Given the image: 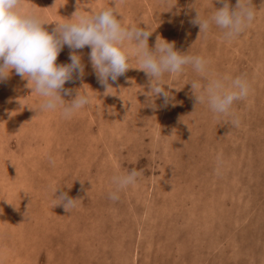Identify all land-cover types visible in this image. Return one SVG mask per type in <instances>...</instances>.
<instances>
[{
    "label": "rangeland",
    "instance_id": "374dc122",
    "mask_svg": "<svg viewBox=\"0 0 264 264\" xmlns=\"http://www.w3.org/2000/svg\"><path fill=\"white\" fill-rule=\"evenodd\" d=\"M251 2L255 19L227 40L194 23L217 0H23L49 32L75 11L111 7L124 25L152 31L149 48L157 36L174 42L203 56L209 76H242L250 90L216 116L196 104L191 83L206 81L191 66L165 75V103L146 95L134 57L107 89L90 47L64 45L56 63L75 52L84 70L62 97L81 87L91 97L64 118L39 111L31 82L10 70L0 80V264H264V0ZM132 169L142 175L111 199L112 177ZM61 192L75 207L56 205Z\"/></svg>",
    "mask_w": 264,
    "mask_h": 264
},
{
    "label": "clouds",
    "instance_id": "9594fccd",
    "mask_svg": "<svg viewBox=\"0 0 264 264\" xmlns=\"http://www.w3.org/2000/svg\"><path fill=\"white\" fill-rule=\"evenodd\" d=\"M223 6L215 8L209 16L196 12L194 23L199 32L207 33L212 25L223 30V36L231 40L240 35L255 19L251 0H237L230 8L228 0H217ZM52 32L45 30L47 24L34 12L24 10L23 0H0V80H4L10 70L26 78L33 85L41 102L39 111L59 108L64 118H70L78 110L90 104L91 97L82 87L75 91L71 100L65 96L72 94L64 87L73 79V73L83 74L81 57L70 53L69 64L58 65L57 56L64 45L71 49L89 46L90 62L98 81L107 89L108 81H116L129 68L130 57L139 63V69L149 77L148 97L163 96L165 103L170 93L163 87L166 74H181L185 66H191L204 79L205 83L194 81L196 104H206L216 116H229L234 102L243 100L249 94L248 81L242 77L209 76L208 61L201 55L181 53L175 50L174 42L157 36L152 48L148 46L151 35L147 27L124 25L111 7L102 8L92 14L75 11L71 19L55 21ZM170 88V87H169ZM142 172L137 169L119 172L112 177L115 190L110 198L118 199V192L134 185ZM56 188L53 192L57 193ZM63 204L65 210L75 207L78 199L61 192L54 198Z\"/></svg>",
    "mask_w": 264,
    "mask_h": 264
},
{
    "label": "bare ground",
    "instance_id": "6f19581e",
    "mask_svg": "<svg viewBox=\"0 0 264 264\" xmlns=\"http://www.w3.org/2000/svg\"><path fill=\"white\" fill-rule=\"evenodd\" d=\"M257 23V22H256ZM258 46V45H257ZM2 100V99H1ZM195 237V236H194ZM189 240V239H188Z\"/></svg>",
    "mask_w": 264,
    "mask_h": 264
}]
</instances>
